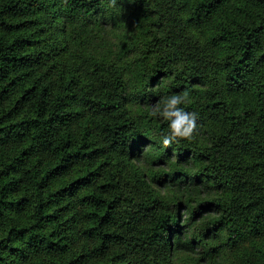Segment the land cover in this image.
Segmentation results:
<instances>
[{"label":"trees","instance_id":"1","mask_svg":"<svg viewBox=\"0 0 264 264\" xmlns=\"http://www.w3.org/2000/svg\"><path fill=\"white\" fill-rule=\"evenodd\" d=\"M198 250L264 264V0H0V264Z\"/></svg>","mask_w":264,"mask_h":264},{"label":"clouds","instance_id":"2","mask_svg":"<svg viewBox=\"0 0 264 264\" xmlns=\"http://www.w3.org/2000/svg\"><path fill=\"white\" fill-rule=\"evenodd\" d=\"M113 5L115 0H112ZM190 103L187 91L173 94L162 102H157L151 109V116L161 118L168 123V132L162 135L161 142L165 148L181 139L192 140L199 131V114L186 111L181 105Z\"/></svg>","mask_w":264,"mask_h":264},{"label":"rangeland","instance_id":"3","mask_svg":"<svg viewBox=\"0 0 264 264\" xmlns=\"http://www.w3.org/2000/svg\"><path fill=\"white\" fill-rule=\"evenodd\" d=\"M223 252L225 255H229L230 253L229 250H223ZM202 255L206 256V258H204L203 260H201ZM176 259L179 263H186V264L187 263H190V264H223V263H219V258H215L214 260H212V258L209 257L202 250H198L196 253L182 251L177 256Z\"/></svg>","mask_w":264,"mask_h":264}]
</instances>
